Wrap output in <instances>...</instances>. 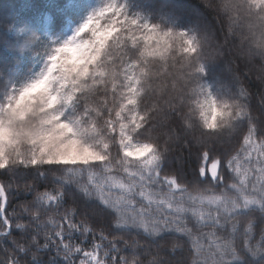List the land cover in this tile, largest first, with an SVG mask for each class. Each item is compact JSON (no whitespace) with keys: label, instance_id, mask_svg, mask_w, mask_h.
I'll list each match as a JSON object with an SVG mask.
<instances>
[{"label":"trees","instance_id":"obj_1","mask_svg":"<svg viewBox=\"0 0 264 264\" xmlns=\"http://www.w3.org/2000/svg\"><path fill=\"white\" fill-rule=\"evenodd\" d=\"M1 4L0 120L42 88L91 156L0 142V264H264V0Z\"/></svg>","mask_w":264,"mask_h":264},{"label":"rangeland","instance_id":"obj_2","mask_svg":"<svg viewBox=\"0 0 264 264\" xmlns=\"http://www.w3.org/2000/svg\"><path fill=\"white\" fill-rule=\"evenodd\" d=\"M3 1L0 0V4ZM1 6L3 7V4ZM6 14L0 10L1 17ZM263 15L264 13L261 14ZM31 40V35L25 39L22 35L19 36L14 52L18 53L19 49ZM160 47L158 46L159 49ZM92 63L93 57L89 52L74 51L69 56V61L65 63L67 82H64V87H68L70 83L81 84ZM19 99L21 100L17 101L0 120V142L3 139L11 144L22 140L32 142L40 147L41 154L47 156L49 161L81 162L91 156L89 149L73 141L78 136V130L75 129L77 127L75 125L72 127L66 117L63 119L56 117L58 114L62 115L64 111L58 110L56 114L54 110H51L42 88L31 87ZM7 134H10V137H7Z\"/></svg>","mask_w":264,"mask_h":264},{"label":"water","instance_id":"obj_3","mask_svg":"<svg viewBox=\"0 0 264 264\" xmlns=\"http://www.w3.org/2000/svg\"><path fill=\"white\" fill-rule=\"evenodd\" d=\"M0 192H1V195L3 196V199H4V207L0 210V216H3L4 211L6 209V206H7V197H6V193L3 189V187L1 186V184H0Z\"/></svg>","mask_w":264,"mask_h":264}]
</instances>
